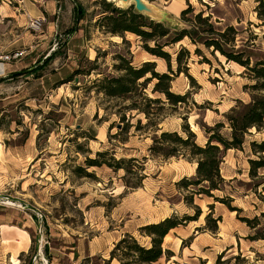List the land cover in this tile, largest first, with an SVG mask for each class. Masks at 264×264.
Returning a JSON list of instances; mask_svg holds the SVG:
<instances>
[{"label": "rangeland", "instance_id": "374dc122", "mask_svg": "<svg viewBox=\"0 0 264 264\" xmlns=\"http://www.w3.org/2000/svg\"><path fill=\"white\" fill-rule=\"evenodd\" d=\"M18 1L0 0V224L17 227H4L0 234V264H119L116 259L109 261L110 252L126 234L149 247L142 227L172 215L193 216L195 207L201 212L198 219L163 239L162 248L173 256L154 264H264V240H247L252 231L240 221L259 217L264 210L247 187L248 159L256 158L249 145L264 140V130L251 129L243 150L227 151L221 164L225 187L213 195L229 197L230 206L239 213L202 195H194L187 204L191 192L177 183L195 175V161L154 157L149 152L153 137L161 132L185 138L188 128L199 146L206 142L203 127L223 122L221 133L227 134L224 114L238 102L247 103L248 87L254 84L239 65L218 53L211 56L192 25L182 21L181 12L190 7L185 19L201 12L215 28L233 26L239 31L236 48L253 61L264 60V28L256 18L255 1L147 0L174 18L176 29L186 28L195 37L196 42L186 37L163 47L171 57L172 72L164 60L144 50L135 34L121 38L96 27L107 0H25L41 10L56 8L54 15L44 13L43 28L37 32L26 27L27 11ZM78 5L83 17L75 27ZM110 5L125 9L115 2ZM49 31L51 38L37 46V37ZM196 48L209 63L194 53ZM181 49L190 57L182 56L187 71L178 74L175 57ZM54 53L35 74L23 73ZM15 54L19 56L14 58ZM117 55L135 68L154 63L157 73L171 77L170 93L184 96V102L171 105L153 91L156 80L147 83L137 93L160 101L151 105L152 124L147 125L142 114L126 109L127 102L98 92L93 85L96 79L119 75L114 69ZM91 67L97 70L89 76L74 74ZM96 152H108L116 160L134 159L133 165L142 166L140 187L128 188L125 182L135 183V176L106 166L87 168L91 177H78L76 168H84L85 157L93 159ZM209 214L220 219L215 233L205 229ZM13 216L18 219L15 223L10 222ZM14 236H20L18 241Z\"/></svg>", "mask_w": 264, "mask_h": 264}, {"label": "trees", "instance_id": "16d2710c", "mask_svg": "<svg viewBox=\"0 0 264 264\" xmlns=\"http://www.w3.org/2000/svg\"><path fill=\"white\" fill-rule=\"evenodd\" d=\"M254 1L256 3L254 8L256 18L260 21L259 26L264 28V0ZM102 6L103 16L95 22L97 28L102 29L106 34L121 38L125 33H133L140 37L144 43V50L150 55L164 60L169 72H172L171 57L163 51V47L176 44L186 37L191 42H196L195 37L186 28L180 31H171L161 24L148 23V20L144 17L134 14L132 8L117 10L112 8L109 3L104 2ZM191 12L190 7L183 10L181 12L182 21L192 25L194 34L197 37H201V46L211 56L214 57L218 53L226 62H233L239 65L248 74L249 78L254 81V84L248 87L249 101L247 103L238 102L236 106L224 114V121L227 123L229 129L227 134L221 133L225 124L223 122L216 123L213 127H203V131L206 134V142L203 146H199L195 143L194 134L188 128L184 129L185 138H182L176 132H161L159 135L153 137V143L149 148V152L154 157L169 158L182 156L195 161V175L191 178H183L177 183L181 189L190 190L191 192V195L187 198V204L192 203L194 195H202L213 198L216 202L225 205L230 212L239 213L240 209L230 206L231 200L229 197L218 198L213 195V192L223 191L225 187V181L220 171L226 152L229 150L242 151L246 142L245 136L250 134L249 131L251 129H254L256 132L264 130V60L253 61L251 56L246 54L244 50L236 48L235 41L239 35V31L233 26L226 25L223 28H215L210 22V17L204 18L201 12L194 15L192 19H185V15ZM75 14L77 16L76 27L83 17L80 5L76 6ZM147 28H150L151 31H148ZM166 37H170L171 39L169 42L163 43L164 45L157 42V39ZM149 42H154V46L149 47ZM194 53L209 63L198 48L195 49ZM55 55L56 53L50 55L40 66L37 65L23 71V73L26 75L35 74L44 68L45 64H48ZM183 55L188 58L190 57L189 52L185 49H181L177 53L175 64L176 73L178 74L187 71L186 66H182ZM115 59L118 61V64L114 65V69L119 75L96 79L93 85L97 88L98 92L103 93L106 97L120 98L127 102L128 106L126 109L142 114L148 120L147 125L152 124L150 118L153 114L151 112V105L160 103L159 99H151L144 94L137 93L140 89L145 88L147 83L156 80L157 83L154 85L153 91L163 94L171 105L176 106L184 102V96L170 93L169 82L171 81V77L167 74L157 73L154 63L146 62L140 67L135 68L123 56L117 55ZM96 70L97 68L91 67L86 73H83V69H77L74 74L89 76L92 71ZM147 75L150 76L146 78ZM35 78H38V76ZM141 80L143 82L140 83ZM70 81L72 79H69L67 82ZM249 146L251 154L256 158L248 159L249 168L247 175L250 182H248L247 187L256 194L264 209V140L259 142L251 141ZM108 156H110L108 152H96L93 159L85 157L84 168L77 167L75 170L77 176L91 177V174L86 172L87 168L106 166L113 171L124 170L126 175H134L136 178L135 183L125 182L128 188L140 187L143 177L139 171H142V166L136 167L133 165L134 159L116 160L112 156L107 159ZM134 167L136 170H134ZM200 214L199 208L195 207L193 216L185 215L177 217L172 215L157 223L142 227L140 232L149 238V247L139 245L132 236L126 234L114 245V248L110 252L109 261L116 259L119 264H154L162 257L169 260L173 255L170 251L162 248L163 239L171 230L188 222L196 221ZM205 220V229L215 233L220 219H212L209 214ZM240 221L245 223L252 231L251 235L246 237L247 240L251 242L264 240V210L260 213L259 217L252 219L241 218Z\"/></svg>", "mask_w": 264, "mask_h": 264}, {"label": "water", "instance_id": "95a60500", "mask_svg": "<svg viewBox=\"0 0 264 264\" xmlns=\"http://www.w3.org/2000/svg\"><path fill=\"white\" fill-rule=\"evenodd\" d=\"M112 2L120 4L125 8L123 10L132 8L134 14L140 15L150 22L161 24L163 26H165L164 24H167L165 27L171 31L182 30L175 28L176 22L174 18L170 17L165 11L150 4L147 0H107V3L109 4Z\"/></svg>", "mask_w": 264, "mask_h": 264}, {"label": "crops", "instance_id": "0c3cea01", "mask_svg": "<svg viewBox=\"0 0 264 264\" xmlns=\"http://www.w3.org/2000/svg\"><path fill=\"white\" fill-rule=\"evenodd\" d=\"M58 1H53L52 3H57ZM47 3V2H46ZM23 4H24V8H25V10L27 11V13H26V16H30V17H33V18H44V13H49V15L51 14V15H54L55 14V10H56V8L54 7V9L52 10V9H47L46 8V6H44L43 8H45V9H43V10H41V9H39V8H42L41 6H35L32 2H29L28 4L26 3V1L25 0H23ZM47 4H49V2L47 3ZM43 6V5H42ZM47 6H49V5H47ZM50 15V16H51ZM45 19V18H44ZM51 31H49L48 33H43V35L42 36H38L37 37V39L39 40V41H37L36 43V45L38 46V45H40V44H43L42 43V40L43 39H45V40H48V38H51ZM6 216V215H5ZM3 220H5L4 222H6V218L5 219H3ZM18 221V219H16L14 216H13V218H12V221L10 220V222H13V221ZM3 222V223H4ZM13 223H15V222H13ZM4 227L5 228H12V227H16V226H14V225H8V222H7V224H0V234L2 233V231H4L5 229H4ZM17 228V227H16ZM11 234H12V232H11ZM13 235V234H12ZM1 236H2V234H1ZM5 236V235H4ZM3 236V237H4ZM16 239L15 240H17L18 241V239L20 238V236H14Z\"/></svg>", "mask_w": 264, "mask_h": 264}, {"label": "built area", "instance_id": "2783aa9c", "mask_svg": "<svg viewBox=\"0 0 264 264\" xmlns=\"http://www.w3.org/2000/svg\"><path fill=\"white\" fill-rule=\"evenodd\" d=\"M19 4H23V0L18 1ZM45 19L44 18H33L30 16H27V25L26 27L34 32L41 31L44 25ZM19 55L15 54L13 56L14 58H17ZM6 59H9V57H6Z\"/></svg>", "mask_w": 264, "mask_h": 264}, {"label": "bare ground", "instance_id": "6f19581e", "mask_svg": "<svg viewBox=\"0 0 264 264\" xmlns=\"http://www.w3.org/2000/svg\"><path fill=\"white\" fill-rule=\"evenodd\" d=\"M8 204H9V203H8ZM165 238H167V236H166Z\"/></svg>", "mask_w": 264, "mask_h": 264}]
</instances>
